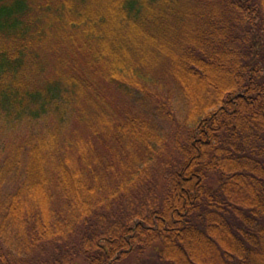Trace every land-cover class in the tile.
Instances as JSON below:
<instances>
[{
    "label": "trees",
    "instance_id": "trees-1",
    "mask_svg": "<svg viewBox=\"0 0 264 264\" xmlns=\"http://www.w3.org/2000/svg\"><path fill=\"white\" fill-rule=\"evenodd\" d=\"M131 254L264 264V0H0V264Z\"/></svg>",
    "mask_w": 264,
    "mask_h": 264
},
{
    "label": "rangeland",
    "instance_id": "rangeland-1",
    "mask_svg": "<svg viewBox=\"0 0 264 264\" xmlns=\"http://www.w3.org/2000/svg\"><path fill=\"white\" fill-rule=\"evenodd\" d=\"M148 257L150 255V253L148 252ZM123 264H137V255L136 254H131L130 257L124 261Z\"/></svg>",
    "mask_w": 264,
    "mask_h": 264
}]
</instances>
